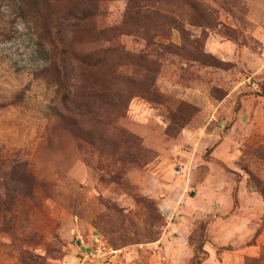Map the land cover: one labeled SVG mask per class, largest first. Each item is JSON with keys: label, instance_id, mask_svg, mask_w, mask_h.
I'll list each match as a JSON object with an SVG mask.
<instances>
[{"label": "rangeland", "instance_id": "obj_1", "mask_svg": "<svg viewBox=\"0 0 264 264\" xmlns=\"http://www.w3.org/2000/svg\"><path fill=\"white\" fill-rule=\"evenodd\" d=\"M188 1L0 0V264H264V0Z\"/></svg>", "mask_w": 264, "mask_h": 264}, {"label": "trees", "instance_id": "obj_2", "mask_svg": "<svg viewBox=\"0 0 264 264\" xmlns=\"http://www.w3.org/2000/svg\"><path fill=\"white\" fill-rule=\"evenodd\" d=\"M187 4L193 8H195L199 5L198 0L188 1ZM6 163H10V164L12 163V164H11V169L7 173L8 184H7V186L5 185V196L0 195V214H2V215H3V212L5 210L10 209V207L8 205L10 204L11 200L13 199V196L16 195L18 192H21L22 195H27V196L31 195V193L29 194L28 188L25 185V184H27V182H25V180L28 178H31L30 174L27 171L26 162L8 160ZM19 173H20V175H19ZM21 180H23V182ZM18 182H21V185H18ZM263 195H264V193H263ZM258 231L259 230H257V232Z\"/></svg>", "mask_w": 264, "mask_h": 264}]
</instances>
